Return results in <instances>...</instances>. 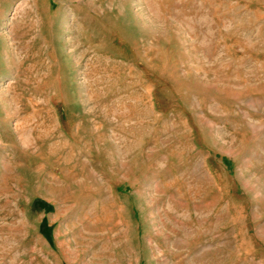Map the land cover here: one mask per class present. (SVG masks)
<instances>
[{
    "label": "rangeland",
    "instance_id": "374dc122",
    "mask_svg": "<svg viewBox=\"0 0 264 264\" xmlns=\"http://www.w3.org/2000/svg\"><path fill=\"white\" fill-rule=\"evenodd\" d=\"M0 264H264V0H0Z\"/></svg>",
    "mask_w": 264,
    "mask_h": 264
}]
</instances>
